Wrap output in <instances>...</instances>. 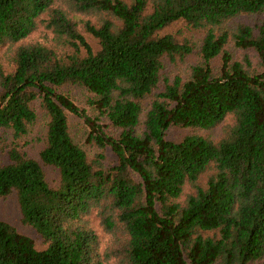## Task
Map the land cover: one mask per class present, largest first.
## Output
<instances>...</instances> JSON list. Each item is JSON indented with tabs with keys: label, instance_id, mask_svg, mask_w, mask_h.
Instances as JSON below:
<instances>
[{
	"label": "trees",
	"instance_id": "16d2710c",
	"mask_svg": "<svg viewBox=\"0 0 264 264\" xmlns=\"http://www.w3.org/2000/svg\"><path fill=\"white\" fill-rule=\"evenodd\" d=\"M173 23L197 36L163 32ZM39 26L53 46L25 41ZM4 46L0 197L45 247L0 220V264H264V0H0ZM38 108L34 158L18 142Z\"/></svg>",
	"mask_w": 264,
	"mask_h": 264
},
{
	"label": "rangeland",
	"instance_id": "374dc122",
	"mask_svg": "<svg viewBox=\"0 0 264 264\" xmlns=\"http://www.w3.org/2000/svg\"><path fill=\"white\" fill-rule=\"evenodd\" d=\"M76 18L81 20L88 19V17L81 15L77 16ZM79 28L81 30V33L84 35L86 41L92 47V49L96 50L98 48L97 39H95L93 36L85 32V30L82 28L81 22L79 23ZM163 32H171L178 39L197 36V33L195 32L192 33V31L187 29V27L182 23H173L171 26L164 29ZM25 41L27 42L36 41V42L44 43L49 46L54 45V43L51 40V34L49 33V31L45 30L42 26H39L33 33H31L25 39ZM6 48H7L6 46L1 48L0 58L1 61L3 62V65L9 68L11 62L10 59L8 58L9 56ZM58 52H63V49L58 47ZM59 91L66 94L78 108H80L81 110L82 109L85 110L89 116L92 114V110L87 103V98L89 95L87 94L85 89L77 85H65L61 87ZM38 106L39 104H36L35 107ZM67 113L69 118V130L72 138L74 139V141L79 143L90 155H92L97 151V148L91 143H88L86 141L87 134L90 130L89 126L84 122V119L81 118L80 116L72 112H67ZM43 119H44L43 112L41 111V109L38 108L37 120L34 131H32L27 137L22 138L18 142L19 150L21 152L26 153L30 157L37 158L38 150L41 146V132H42L41 125ZM186 132L187 130L185 129L171 128L168 130L167 137L170 139H178ZM209 133L216 136L220 133V128L215 127L211 131H209ZM10 143H11V137L9 136V134L0 131V161L1 162H5L7 159L6 150ZM106 154L108 156L111 155L109 149H107ZM45 172L47 174L48 179L51 181L57 174L54 169H51L49 167H45ZM0 220H4L10 223L16 228L18 232L32 238V240L34 241V245L37 249H43L45 247L42 238L34 230V228L22 223L19 205L17 203L16 195L14 193H11L4 197H0ZM94 226H96V224H94ZM97 229L100 234L103 233L100 230V228ZM107 239L108 236L104 234L103 238L101 239L102 244L103 243L106 244Z\"/></svg>",
	"mask_w": 264,
	"mask_h": 264
}]
</instances>
